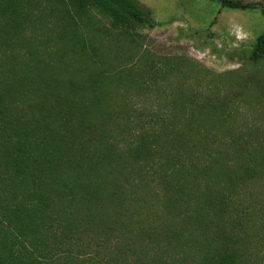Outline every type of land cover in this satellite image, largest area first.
<instances>
[{"label":"trees","instance_id":"obj_1","mask_svg":"<svg viewBox=\"0 0 264 264\" xmlns=\"http://www.w3.org/2000/svg\"><path fill=\"white\" fill-rule=\"evenodd\" d=\"M94 13L129 36L159 25L140 0H0V264H264V140L185 94L129 138L106 127L116 66H85L99 52L82 26L109 31ZM45 15L57 20L43 40ZM248 59L264 60V32Z\"/></svg>","mask_w":264,"mask_h":264},{"label":"rangeland","instance_id":"obj_2","mask_svg":"<svg viewBox=\"0 0 264 264\" xmlns=\"http://www.w3.org/2000/svg\"><path fill=\"white\" fill-rule=\"evenodd\" d=\"M241 1L247 6L223 7L219 0H140L159 25L138 24L132 36L113 29L106 17L94 13L95 25L109 31L102 34L82 26L86 42L99 52L97 56L91 53L85 66H116L109 70L101 92L105 107L115 106L105 126L124 130L129 138L130 133L150 127L154 118H170L174 100L185 94L196 102L221 108L211 109L210 122L264 140V60L255 63L248 59L257 37L264 32V0ZM42 8L38 12H49V7ZM48 18L45 15V27L33 31L43 40L53 35L50 27L57 20ZM47 44L48 51L57 54L58 46L52 39ZM74 56L70 51L65 58ZM159 60L167 61L170 69L155 73L152 67ZM69 67L79 70L81 64L74 62ZM121 80L124 83L112 102L111 95ZM257 190L264 204V188Z\"/></svg>","mask_w":264,"mask_h":264}]
</instances>
